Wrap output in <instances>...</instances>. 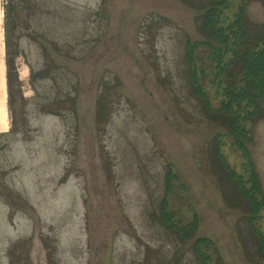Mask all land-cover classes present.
I'll use <instances>...</instances> for the list:
<instances>
[{
  "label": "rangeland",
  "instance_id": "374dc122",
  "mask_svg": "<svg viewBox=\"0 0 264 264\" xmlns=\"http://www.w3.org/2000/svg\"><path fill=\"white\" fill-rule=\"evenodd\" d=\"M211 1L0 0V264H202L203 238L222 264H264L210 66L209 111L194 94ZM242 3L262 26V0H232L227 22ZM260 106L242 121L264 194ZM197 215L191 242L168 228Z\"/></svg>",
  "mask_w": 264,
  "mask_h": 264
},
{
  "label": "trees",
  "instance_id": "16d2710c",
  "mask_svg": "<svg viewBox=\"0 0 264 264\" xmlns=\"http://www.w3.org/2000/svg\"><path fill=\"white\" fill-rule=\"evenodd\" d=\"M246 4L239 6V11L228 23L230 16L227 12L233 7L232 0H212L204 10L202 28L207 40L202 43L189 42L187 58L194 94L207 110L209 99L203 84L208 74L207 67L210 66L212 85L217 88L218 98L222 99V114L232 121L230 130L236 141L235 149L241 151L249 161L246 167L250 169L247 171L250 178L245 173L236 175L233 171L229 172V176L236 184V190L240 191L237 193L242 202L241 207L248 209L253 225L259 212L264 210V194L247 146L252 139L249 132L245 131L242 119L244 114L249 117L257 113L262 117L263 114L260 103L264 101V24L253 28L247 25ZM200 47H203L204 54L198 56L196 52ZM204 58L207 66L203 62ZM252 110L254 114L249 115ZM224 168L227 172L228 167L224 165ZM198 220L197 215L188 226L181 228L174 225L168 228L183 241L191 242L196 234ZM260 241L264 250V239ZM194 244L195 255L202 264H222L219 258L216 261L208 252L211 246L209 239H199Z\"/></svg>",
  "mask_w": 264,
  "mask_h": 264
},
{
  "label": "bare ground",
  "instance_id": "6f19581e",
  "mask_svg": "<svg viewBox=\"0 0 264 264\" xmlns=\"http://www.w3.org/2000/svg\"><path fill=\"white\" fill-rule=\"evenodd\" d=\"M2 73H3V71H2V68L0 67V77H2ZM2 82H3V79L2 78H0V87H1V89H2ZM4 86V85H3ZM2 98V97H1ZM1 105L3 106V101H1ZM0 105V106H1ZM1 112L3 111V109H2V107H1ZM2 121H3V119L2 118H0V126H2Z\"/></svg>",
  "mask_w": 264,
  "mask_h": 264
}]
</instances>
